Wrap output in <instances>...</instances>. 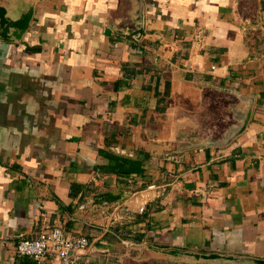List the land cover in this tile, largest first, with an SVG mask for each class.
Wrapping results in <instances>:
<instances>
[{
    "label": "crops",
    "instance_id": "obj_1",
    "mask_svg": "<svg viewBox=\"0 0 264 264\" xmlns=\"http://www.w3.org/2000/svg\"><path fill=\"white\" fill-rule=\"evenodd\" d=\"M142 2L139 40L119 30L133 0H40L22 39L0 40V264L46 226L88 239L74 264L125 259L113 229L264 257V0ZM232 90L254 98L246 128L204 145L237 125ZM100 151L142 171L116 176Z\"/></svg>",
    "mask_w": 264,
    "mask_h": 264
},
{
    "label": "water",
    "instance_id": "obj_2",
    "mask_svg": "<svg viewBox=\"0 0 264 264\" xmlns=\"http://www.w3.org/2000/svg\"><path fill=\"white\" fill-rule=\"evenodd\" d=\"M40 0H3L0 1V40L18 43L28 28L29 22L33 16L36 2ZM136 13L133 29H119L122 33L129 35L134 40H139L142 35L144 15L142 0H133ZM257 12L259 9L257 8ZM262 28V24L253 25ZM263 34V31H262ZM264 41V36H263ZM236 97L244 103L241 114L238 115L237 125L230 127L221 140L206 142L204 145L224 146L239 134H241L248 124L254 98L250 95L242 96L237 91L232 90ZM123 245L134 247H144L153 252L163 253L168 256H184L196 261L208 262V264H264V257L253 256L248 254L219 252V251H199L196 249H176V248H159L148 246L142 241H134L129 238H118Z\"/></svg>",
    "mask_w": 264,
    "mask_h": 264
},
{
    "label": "built area",
    "instance_id": "obj_3",
    "mask_svg": "<svg viewBox=\"0 0 264 264\" xmlns=\"http://www.w3.org/2000/svg\"><path fill=\"white\" fill-rule=\"evenodd\" d=\"M193 63L185 66L192 68ZM143 205L138 207L141 211ZM89 241L84 235H70L59 227H44L36 238H19L13 244V255L9 257L12 264L15 257H27L41 264L47 258L57 264H74L77 257L89 250Z\"/></svg>",
    "mask_w": 264,
    "mask_h": 264
},
{
    "label": "rangeland",
    "instance_id": "obj_4",
    "mask_svg": "<svg viewBox=\"0 0 264 264\" xmlns=\"http://www.w3.org/2000/svg\"><path fill=\"white\" fill-rule=\"evenodd\" d=\"M124 255V253H122ZM125 259H119L115 264H208L196 261L189 257L168 256L163 253L153 252L144 247L126 245Z\"/></svg>",
    "mask_w": 264,
    "mask_h": 264
},
{
    "label": "trees",
    "instance_id": "obj_5",
    "mask_svg": "<svg viewBox=\"0 0 264 264\" xmlns=\"http://www.w3.org/2000/svg\"><path fill=\"white\" fill-rule=\"evenodd\" d=\"M100 153L103 154L107 159H109V161L111 162L109 168L116 176L124 177L131 173L139 174L142 171L141 159L116 155L107 151H100ZM104 236L107 239L109 237L111 239L114 238V240H118V237H120L118 236V233H116V229L108 231Z\"/></svg>",
    "mask_w": 264,
    "mask_h": 264
}]
</instances>
